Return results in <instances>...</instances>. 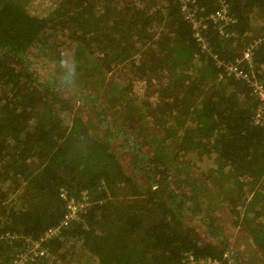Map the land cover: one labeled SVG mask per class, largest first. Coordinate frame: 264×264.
<instances>
[{"label": "trees", "instance_id": "obj_1", "mask_svg": "<svg viewBox=\"0 0 264 264\" xmlns=\"http://www.w3.org/2000/svg\"><path fill=\"white\" fill-rule=\"evenodd\" d=\"M225 2L233 35L209 29V43L232 60L264 34V0ZM196 3L205 14L217 6ZM179 7L0 0V233L35 238L56 224L60 187L91 195L82 219L48 243L52 259L28 264H183L185 253L210 259L195 264L264 263V127L251 120L258 101L241 80L218 77ZM255 59L264 78V42ZM41 63L59 75H41ZM200 160L209 164L203 172L194 169ZM188 206L211 240L189 224ZM222 211L254 246L245 261L224 256ZM22 246L0 240V264Z\"/></svg>", "mask_w": 264, "mask_h": 264}, {"label": "built area", "instance_id": "obj_2", "mask_svg": "<svg viewBox=\"0 0 264 264\" xmlns=\"http://www.w3.org/2000/svg\"><path fill=\"white\" fill-rule=\"evenodd\" d=\"M180 13L191 28L192 38L197 47L208 57H212L215 66L221 70L218 77L230 76L235 80H241L249 88L251 95L258 101L251 117L252 124L264 127V78L260 76L262 64L258 65L255 59L256 46L264 42V34L254 41L245 43L239 53L232 59L227 60L211 52L209 43V29L215 30L222 37L232 36L228 26L235 21L228 14V5L225 0H217L216 8L205 14L203 9H197L196 0H179ZM58 197L64 204V210L59 221L47 227L40 236L29 237L14 232L0 233V240L12 242L22 240L23 246L16 251L9 264H28L40 259H52L48 243L57 237L62 229L72 225L73 222L81 220L84 213L91 205V195L87 190H81L72 194L67 188L58 189ZM224 256H229L224 253ZM196 262L210 263V259L197 260L191 253H185L183 264H195ZM211 263L218 264L216 260Z\"/></svg>", "mask_w": 264, "mask_h": 264}, {"label": "rangeland", "instance_id": "obj_3", "mask_svg": "<svg viewBox=\"0 0 264 264\" xmlns=\"http://www.w3.org/2000/svg\"><path fill=\"white\" fill-rule=\"evenodd\" d=\"M43 63L41 64H38L39 67H37V71H39V73L41 75H46V76H51L52 75V71L49 69V67L45 68L43 67L42 65ZM33 66V65H32ZM34 67V66H33ZM35 69V67H34ZM59 74H53L52 76H58ZM127 79V77H126ZM139 82H136L133 84V89L134 91L136 92V94H141V91H143V89H141ZM142 86V85H141ZM152 101V100H151ZM127 163V160L125 159L124 160V165H126ZM209 165L208 162L204 161V160H200V161H197V163L194 164V169L198 172H203L204 171V168ZM203 200V199H201ZM227 201L224 202L225 205L227 206H230L228 205L229 203V200L228 198H226ZM204 204H207V200L203 201ZM191 202L188 203V205H190ZM191 210L189 209V206L187 208V214L190 215L191 217H188V222L189 224H195L197 225L200 230V232L202 233V237L204 238H209L210 239V236H207L205 234V227L202 223H200L197 218H195L194 216V213L190 212ZM197 213H200V215L202 216V218H204L205 220L208 218V215H206L205 211L203 210L202 212H197ZM219 214H222L225 218H226V225L228 226V229L226 227H223L225 231H227V234L225 235L226 239H228V243H229V250L226 251V253H228L229 255H233V257H235L234 259H237L238 261H245L247 258L246 256V253L247 251L249 250H252L254 248V246H252V244H250L249 242H245L243 240V237L241 236V233H240V228L236 227V228H230V223L231 221L234 219L232 216L233 214H227V211H222L220 212ZM211 240V239H210ZM248 257L249 258H253L255 261L257 259L256 255H253V254H248ZM254 264H264L262 261L260 262H256Z\"/></svg>", "mask_w": 264, "mask_h": 264}, {"label": "crops", "instance_id": "obj_4", "mask_svg": "<svg viewBox=\"0 0 264 264\" xmlns=\"http://www.w3.org/2000/svg\"><path fill=\"white\" fill-rule=\"evenodd\" d=\"M263 34H261L260 36H262ZM260 36H258V37H260Z\"/></svg>", "mask_w": 264, "mask_h": 264}]
</instances>
